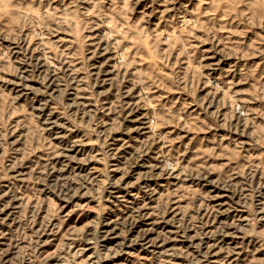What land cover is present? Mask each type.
<instances>
[{
  "label": "rangeland",
  "instance_id": "rangeland-1",
  "mask_svg": "<svg viewBox=\"0 0 264 264\" xmlns=\"http://www.w3.org/2000/svg\"><path fill=\"white\" fill-rule=\"evenodd\" d=\"M0 264H264V0H0Z\"/></svg>",
  "mask_w": 264,
  "mask_h": 264
}]
</instances>
